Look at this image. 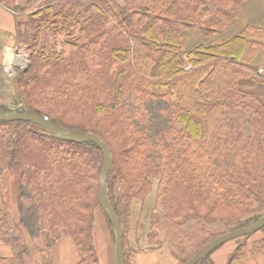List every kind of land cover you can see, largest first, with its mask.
<instances>
[{
    "label": "trees",
    "instance_id": "trees-1",
    "mask_svg": "<svg viewBox=\"0 0 264 264\" xmlns=\"http://www.w3.org/2000/svg\"><path fill=\"white\" fill-rule=\"evenodd\" d=\"M246 1L46 0L23 23L20 38L32 54L18 78L17 113L106 143L114 160L108 196L124 233L125 264H136L129 253L161 250L164 223L174 233L190 224L211 232L191 251L177 239L173 257L187 264L213 240L264 219V101L241 88L245 80L264 85L253 65L264 51V30L248 26L223 44L187 53L180 43L191 27L206 38L222 32ZM0 113L12 112L0 105ZM103 168L94 142L61 141L31 122L0 121V241L14 253L0 264H55L68 237L77 264H101L99 209L116 241L99 202ZM11 172L19 175L18 221L4 195ZM152 179L159 183L148 238L156 243L148 252L128 249L132 203L147 199ZM252 236L236 239L227 264H252L262 253L264 238L251 246ZM214 252L198 264H213Z\"/></svg>",
    "mask_w": 264,
    "mask_h": 264
},
{
    "label": "rangeland",
    "instance_id": "rangeland-1",
    "mask_svg": "<svg viewBox=\"0 0 264 264\" xmlns=\"http://www.w3.org/2000/svg\"><path fill=\"white\" fill-rule=\"evenodd\" d=\"M123 1V0H120ZM41 2H30L24 6H20L16 9V14L18 15L20 30L18 32V39L15 41L16 44H19V47L13 50V55L11 50H5V59L6 68L3 70V80L0 82V105L5 108L11 110V114H16L19 111L23 110V105L19 97V89H18V78L27 72L31 66V51L29 46L23 42L20 38L24 27L23 23L29 18L32 12L37 8V5ZM36 6V7H35ZM26 8L27 10H25ZM219 34V33H218ZM18 41V42H17ZM13 56V57H12ZM22 59V63L20 65L17 64V60ZM13 68V70L9 69V66ZM258 74L264 76V72L258 70ZM256 95V94H254ZM261 100L264 101V96L261 94H257ZM19 180V175L17 173H7L6 175V183L4 186V195L5 200L8 206V210L15 221H18L20 218L19 211V186L16 184ZM154 184L153 191L147 197L146 200H134L132 203V213L130 218V227L126 234V247L130 249L129 246H132L138 250H144V252H148L146 250H150V244L156 243L150 242L149 236L151 233V224H152V216L155 208V197L156 191L158 188L159 180L152 179ZM148 201H150L148 203ZM179 233H174L175 230L171 226V224L164 223L163 230L161 231L159 228V232L161 233V237L163 240V245L161 250H157L154 252L141 253L137 257L133 253H129L130 259L133 260L136 264H178V261L173 257L172 247H177L178 240H181L183 237L184 243L188 245L189 251L197 247L200 243H202L205 239L211 236V232L206 233L208 229L199 227L196 224H190L187 227L177 229ZM95 247L98 253V257L100 259L101 264H117L116 263V251H115V235L112 231V228L107 223L106 217L102 210H98L96 215V224H95ZM180 234V236H179ZM69 238V237H68ZM64 242L66 247L64 249V253L66 256L65 264H69L71 259H75L78 257L75 250L73 241L70 238ZM264 238L263 233L254 234L249 240V244L252 246L253 243L259 242ZM66 239V238H65ZM124 239V238H123ZM128 240V243H127ZM176 245H175V243ZM63 243V244H64ZM173 244V245H172ZM239 242L236 240H232L216 250L215 261L216 264H227L232 252L238 246ZM37 243H35L36 253L39 255V251L36 247ZM155 247V246H153ZM157 248V246H156ZM151 251V250H150ZM213 255L211 257L212 263ZM57 256V253H56ZM133 257V258H132ZM37 259L40 262V256H37ZM79 259V258H78ZM75 263V262H74ZM252 264H264V249L262 253L257 256V258L252 262Z\"/></svg>",
    "mask_w": 264,
    "mask_h": 264
},
{
    "label": "crops",
    "instance_id": "crops-1",
    "mask_svg": "<svg viewBox=\"0 0 264 264\" xmlns=\"http://www.w3.org/2000/svg\"><path fill=\"white\" fill-rule=\"evenodd\" d=\"M43 1L46 0H0V82L3 80V70L7 65L5 50H11L12 53L10 54L13 55V50L19 47V44L15 43L18 39V32L20 30L18 15L15 12L16 9L21 5L24 6L30 2L37 3ZM248 26L264 30V0H247L244 2L238 9L237 18L222 32L215 36L206 38L202 35L199 27L189 28L180 37L181 49L183 52L187 53L195 50L201 45L215 46L223 44L227 40L240 35ZM15 65H20L19 58L17 60V64L15 63ZM253 65L259 71L264 72V51L256 57ZM9 69L13 70L11 65L9 66ZM241 88L247 92H253L256 96H258L257 94L264 96V85L258 81L245 80L242 82ZM66 240L67 238L64 239L57 247L55 264H65L66 262V256L64 253V249L67 245L64 243ZM74 250L76 252L75 247ZM215 254L213 255L214 264H216ZM1 258H14L12 248L2 241H0V259ZM77 262L78 257H75L74 260L71 259L69 264H77Z\"/></svg>",
    "mask_w": 264,
    "mask_h": 264
},
{
    "label": "water",
    "instance_id": "water-1",
    "mask_svg": "<svg viewBox=\"0 0 264 264\" xmlns=\"http://www.w3.org/2000/svg\"><path fill=\"white\" fill-rule=\"evenodd\" d=\"M0 121L13 122V121H27L33 124H36L40 127H43L49 133L61 141H70L78 144H85L87 142H94L103 153L104 156V168L101 172V180H100V190H99V202L101 204V208L106 212L110 222L112 223L115 233H116V242H115V251H116V263L117 264H125V256H124V233L119 222V219L111 206L109 201V192L107 186V176L109 171L111 170L114 160L109 151L108 146L104 143L98 136L94 134H73V133H64L58 128L54 123L43 118L36 114L31 113H16V114H3L0 113ZM264 229V219H262L257 224L235 230L231 233L225 234L202 248L199 252H197L188 262L187 264H198L203 258L207 255L211 254L224 244L236 240L245 236L254 235L261 230Z\"/></svg>",
    "mask_w": 264,
    "mask_h": 264
},
{
    "label": "bare ground",
    "instance_id": "bare-ground-1",
    "mask_svg": "<svg viewBox=\"0 0 264 264\" xmlns=\"http://www.w3.org/2000/svg\"><path fill=\"white\" fill-rule=\"evenodd\" d=\"M19 63L21 64L22 63V59L21 60H19ZM150 201H148V203H149Z\"/></svg>",
    "mask_w": 264,
    "mask_h": 264
},
{
    "label": "built area",
    "instance_id": "built-area-1",
    "mask_svg": "<svg viewBox=\"0 0 264 264\" xmlns=\"http://www.w3.org/2000/svg\"><path fill=\"white\" fill-rule=\"evenodd\" d=\"M48 120V118H46Z\"/></svg>",
    "mask_w": 264,
    "mask_h": 264
}]
</instances>
